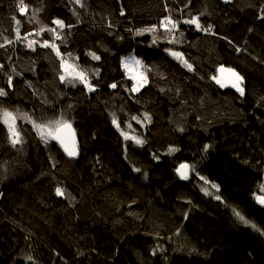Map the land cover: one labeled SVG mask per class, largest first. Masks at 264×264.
Here are the masks:
<instances>
[{
  "label": "trees",
  "instance_id": "trees-1",
  "mask_svg": "<svg viewBox=\"0 0 264 264\" xmlns=\"http://www.w3.org/2000/svg\"><path fill=\"white\" fill-rule=\"evenodd\" d=\"M20 3L0 0V264H264V0ZM57 121L77 159L39 136Z\"/></svg>",
  "mask_w": 264,
  "mask_h": 264
},
{
  "label": "rangeland",
  "instance_id": "rangeland-1",
  "mask_svg": "<svg viewBox=\"0 0 264 264\" xmlns=\"http://www.w3.org/2000/svg\"><path fill=\"white\" fill-rule=\"evenodd\" d=\"M226 1H229V0H226ZM171 55L174 56L175 58L181 60L183 64L187 65V61L184 58V56L174 55V53H171ZM131 57L136 59V57H134L133 55L126 56V58L123 59L126 61L125 62V68L123 67V69H125V73L128 76V78L133 81L134 92L139 93V91H141L142 88L147 86V84L149 82V78H148V74L143 72V69L145 70V68L142 67L138 63V61L135 62L134 60H131ZM64 71H65L66 77H68L69 79L76 78V77L80 78V76L78 75L80 73L76 70L70 69L69 66L67 65V63L64 64ZM233 73L238 74V72L235 69L233 70L230 67H227V66L220 67L218 69L216 76L213 79V81L215 82L216 85H218L222 88L231 87V88L237 89V86L242 87V85H241L242 82H238L236 79V76L233 75ZM238 75L240 76V74H238ZM83 79H84V76H83ZM234 85H237V86H234ZM5 113H8V112H5ZM10 114H11V117H14V120L12 118H6L4 116V113L1 115V119L4 122L5 126L8 128L9 136H10V138H12V141L18 140L20 142L16 116H14L13 113H10ZM38 130H39V134H40L39 136H41L44 139L53 141L52 135L55 133L56 128H51V131H52L51 135L48 134L49 130H50L49 127L45 126L43 129L38 127ZM124 137L127 140H130V139L134 140V137H132L131 135H129L127 133H124Z\"/></svg>",
  "mask_w": 264,
  "mask_h": 264
},
{
  "label": "water",
  "instance_id": "water-1",
  "mask_svg": "<svg viewBox=\"0 0 264 264\" xmlns=\"http://www.w3.org/2000/svg\"><path fill=\"white\" fill-rule=\"evenodd\" d=\"M56 137V138H54ZM53 142L60 146L63 154L70 159H77L79 154L78 148V135L76 133V129L73 124L65 123V126L56 129L55 133L52 135ZM67 149V150H66ZM75 151V155H69V152ZM186 168H181L177 170V174L181 179H185L189 175V165L184 163ZM184 173L185 175H181ZM264 205V204H263Z\"/></svg>",
  "mask_w": 264,
  "mask_h": 264
},
{
  "label": "snow or ice",
  "instance_id": "snow-or-ice-1",
  "mask_svg": "<svg viewBox=\"0 0 264 264\" xmlns=\"http://www.w3.org/2000/svg\"><path fill=\"white\" fill-rule=\"evenodd\" d=\"M77 2H79V0H77ZM19 10H20L21 13H25L26 10H27V6L23 3V0H21L20 6H19ZM55 23L57 25H59L61 28H63L65 26L64 23H63V21H60V20L55 21ZM185 23H193V24H196V27L197 28L200 27V24L198 22V18L193 19V20H189V21H185ZM45 46H47V45H45ZM52 47L55 48V45H52ZM174 55H179V54L174 53ZM93 56H94V54H93ZM94 58L95 59H99V57H96V56H94ZM0 67H2V66H0ZM188 67L191 68V65H188ZM78 75L80 76L81 79H83V74L82 73H80ZM233 75L236 76V79H237L238 82H242V79H243L242 77H240L236 73H233ZM61 79H64V77H61ZM234 86H237V85H234ZM112 87H116V85H112ZM237 90L240 91L241 95H243L244 90H243L242 87H238L237 86ZM2 95H6V93L2 89H0V96H2ZM4 116L6 118H12L14 120V117H11V114L10 113H4ZM63 126H65V122H63V121H57V122H55V128L56 129H59V128L63 127ZM37 127H40L41 129H43L45 126L40 125V126H37ZM49 129L50 130H49V133L48 134L51 135L52 134L51 126H49ZM54 138H56V137H54ZM18 142H19L18 140H14L13 141V143H18ZM137 143H142V141H139L138 140ZM75 154H76L75 151L69 152V155H75ZM186 167H187L186 165H181V168H186ZM181 175H185V174L184 173H181ZM185 178H186V175H185ZM261 190L264 191V186H262V189ZM56 191H57V194L58 195H63L62 191L59 188ZM217 198H219V197H217ZM257 200L261 204H264V197H257ZM237 215H239V214L237 213ZM241 219L243 220V217H241ZM245 222L247 223V221H245ZM253 227H255V225H253Z\"/></svg>",
  "mask_w": 264,
  "mask_h": 264
},
{
  "label": "bare ground",
  "instance_id": "bare-ground-1",
  "mask_svg": "<svg viewBox=\"0 0 264 264\" xmlns=\"http://www.w3.org/2000/svg\"><path fill=\"white\" fill-rule=\"evenodd\" d=\"M128 56H130V55H128ZM135 57V56H134ZM124 58H126V57H124ZM123 58V59H124ZM122 59V69H123V67L125 68V60H123ZM131 60H134L135 62H137L138 61V63L142 66V67H144V65H143V63H142V61L138 58V57H136V59L135 58H133V57H131ZM145 68V67H144ZM124 71H125V69H123ZM146 71H147V68H145V70L143 69V72L144 73H146ZM126 74V73H125ZM127 76V75H126ZM127 78H128V76H127ZM129 79V78H128ZM149 83H150V80H149V82H148V84H147V86L149 85ZM132 90H133V88H132ZM134 91V90H133ZM78 148H79V154H78V157H79V155H80V145H79V143H78ZM77 157V158H78ZM188 165H189V163H187ZM189 167H190V165H189ZM179 169V167L176 169V173H177V170ZM189 175H190V173H189ZM188 175V176H189ZM188 176L185 178V179H187L188 178ZM180 178V177H179ZM181 179V178H180ZM185 179H181V180H185Z\"/></svg>",
  "mask_w": 264,
  "mask_h": 264
},
{
  "label": "built area",
  "instance_id": "built-area-1",
  "mask_svg": "<svg viewBox=\"0 0 264 264\" xmlns=\"http://www.w3.org/2000/svg\"><path fill=\"white\" fill-rule=\"evenodd\" d=\"M180 25V24H179Z\"/></svg>",
  "mask_w": 264,
  "mask_h": 264
}]
</instances>
